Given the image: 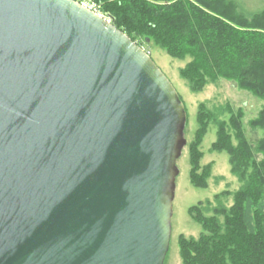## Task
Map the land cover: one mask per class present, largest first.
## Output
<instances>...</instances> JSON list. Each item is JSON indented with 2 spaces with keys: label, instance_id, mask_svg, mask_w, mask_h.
<instances>
[{
  "label": "water",
  "instance_id": "95a60500",
  "mask_svg": "<svg viewBox=\"0 0 264 264\" xmlns=\"http://www.w3.org/2000/svg\"><path fill=\"white\" fill-rule=\"evenodd\" d=\"M187 112L76 0H0V264H164Z\"/></svg>",
  "mask_w": 264,
  "mask_h": 264
},
{
  "label": "trees",
  "instance_id": "16d2710c",
  "mask_svg": "<svg viewBox=\"0 0 264 264\" xmlns=\"http://www.w3.org/2000/svg\"><path fill=\"white\" fill-rule=\"evenodd\" d=\"M103 13L152 57L153 44L178 59L192 92L220 79L234 81L264 101V8L247 11L240 0H93ZM153 58V57H152ZM244 111L231 103H200L190 143V181L205 188L213 163L202 165L200 146L211 123V149L229 154L240 186L189 208L202 226L198 237H178L182 264H264V104L248 123L263 135L251 142Z\"/></svg>",
  "mask_w": 264,
  "mask_h": 264
},
{
  "label": "rangeland",
  "instance_id": "374dc122",
  "mask_svg": "<svg viewBox=\"0 0 264 264\" xmlns=\"http://www.w3.org/2000/svg\"><path fill=\"white\" fill-rule=\"evenodd\" d=\"M247 11H257L264 8V0H240ZM150 53L164 74L174 85L185 105L187 121L185 138L187 143L177 160L179 174L176 178L175 197L173 200L172 234L170 247L164 264H182L179 253L178 237L183 234L190 238H198L204 229L190 216L188 210L201 201L212 199L216 194L226 190H236L240 183L231 172L229 154L226 151L212 150L216 140V126L211 123L208 132L200 146L203 151L202 165L212 162L213 171L209 178L208 187L194 186L190 181V143L195 138L198 128L197 112L200 103L206 102L209 107L231 103L235 108L244 111V125L246 135L251 142H256L263 135L261 129H253L249 121L254 118L262 108L264 101L252 92L240 89L234 81L220 79L216 84L207 85L200 92H192L188 83L179 75V69L189 61V58L178 59L169 56L162 48L151 44Z\"/></svg>",
  "mask_w": 264,
  "mask_h": 264
},
{
  "label": "built area",
  "instance_id": "2783aa9c",
  "mask_svg": "<svg viewBox=\"0 0 264 264\" xmlns=\"http://www.w3.org/2000/svg\"><path fill=\"white\" fill-rule=\"evenodd\" d=\"M79 3L83 4L84 6L90 8L91 10L95 11L96 13L100 14L101 16L110 20V16L106 13H103L100 9L99 4L94 2L93 0H76Z\"/></svg>",
  "mask_w": 264,
  "mask_h": 264
}]
</instances>
